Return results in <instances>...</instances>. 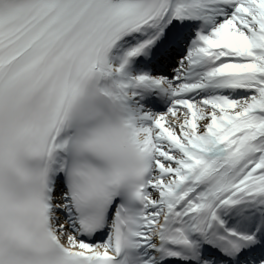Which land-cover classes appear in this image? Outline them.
<instances>
[{
  "label": "snow or ice",
  "instance_id": "snow-or-ice-1",
  "mask_svg": "<svg viewBox=\"0 0 264 264\" xmlns=\"http://www.w3.org/2000/svg\"><path fill=\"white\" fill-rule=\"evenodd\" d=\"M0 264H264V0H0Z\"/></svg>",
  "mask_w": 264,
  "mask_h": 264
}]
</instances>
